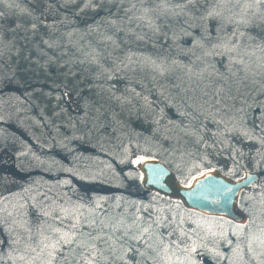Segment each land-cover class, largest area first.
I'll return each instance as SVG.
<instances>
[{"label":"rangeland","instance_id":"rangeland-1","mask_svg":"<svg viewBox=\"0 0 264 264\" xmlns=\"http://www.w3.org/2000/svg\"><path fill=\"white\" fill-rule=\"evenodd\" d=\"M113 1L119 13L132 5ZM50 2L0 0V264H125L129 247L139 249L131 264H190L193 246L195 264L264 261V3L251 0L254 26L232 37L228 17L244 0H196L221 13L202 36L187 44L144 30L111 68L83 37L59 43ZM230 37L233 60L205 55ZM150 158L184 184L207 170L256 171L238 199L247 223L144 188ZM77 222V242L53 247Z\"/></svg>","mask_w":264,"mask_h":264},{"label":"trees","instance_id":"trees-1","mask_svg":"<svg viewBox=\"0 0 264 264\" xmlns=\"http://www.w3.org/2000/svg\"><path fill=\"white\" fill-rule=\"evenodd\" d=\"M49 1L61 17L55 23L59 43L68 45L69 41L82 40L83 37L89 47L94 46L99 51L111 68L115 61H119L117 49L130 47L131 38L136 33H144V30L156 35L159 27L164 36L168 37L167 40L177 39L190 44L192 37L189 34L203 35L202 24L209 18L208 13L213 8L197 3L196 0L195 3H189L188 0H131L132 5L122 6L123 12L119 13L121 8L113 0H86L76 8L71 7L68 0ZM212 1L222 5L220 0ZM0 14L6 15L2 10ZM154 16L159 17L158 20ZM153 18L157 21L156 25L148 22V19ZM102 34H105L104 40H99L97 37ZM88 81H91L89 77ZM77 153L82 154L79 149L74 155Z\"/></svg>","mask_w":264,"mask_h":264},{"label":"water","instance_id":"water-1","mask_svg":"<svg viewBox=\"0 0 264 264\" xmlns=\"http://www.w3.org/2000/svg\"><path fill=\"white\" fill-rule=\"evenodd\" d=\"M141 184L148 190L163 193L181 202L186 209L209 217L227 218L238 224L247 223V214L238 206L245 189L258 182L259 175L245 171L244 176L232 179L219 170H207L184 184L161 159H145L139 165Z\"/></svg>","mask_w":264,"mask_h":264},{"label":"snow or ice","instance_id":"snow-or-ice-1","mask_svg":"<svg viewBox=\"0 0 264 264\" xmlns=\"http://www.w3.org/2000/svg\"><path fill=\"white\" fill-rule=\"evenodd\" d=\"M189 3H195V0H188ZM221 3H229L231 0H220ZM255 3H264V0H254ZM235 3L240 4L241 0H235ZM252 6L251 0H244V7L242 8V11L240 13H233L232 16L228 17V22L231 23L234 26V30L232 32V37H236L237 35L243 36L246 34V30L250 27L254 26L253 20L248 16V9ZM221 13L216 12L215 10L208 13V16L210 18L212 17H219ZM264 19V18H262ZM4 42V36L3 32L0 31V45H2ZM217 48H222L224 51L221 53H218L216 51ZM239 48V42L236 43L232 42V38L230 37L225 43L223 44H216L211 43L209 45V50L205 53L206 56H215V55H223L228 54L229 59L233 60L234 58L230 55L232 52H236ZM239 63H243V60L236 61ZM99 207V205H96ZM135 223V221H133ZM130 227V226H129ZM79 228V222L77 224H74L70 228V235L69 234H61L59 240L56 242V244L53 245V247H56L57 245L63 246V245H70L73 243H76V237L79 234L76 229ZM148 229L145 228L143 231H147ZM58 231V230H57ZM125 235H127V232H125ZM67 236V238H66ZM140 236H133L131 239L140 240ZM2 243V241H0ZM230 243V242H229ZM95 248V245L92 246ZM135 251L139 253V249H134L132 247H129L125 252V257H122V259H125V264H131V261L126 259L127 252ZM187 252V250H185ZM209 252H215V249H208ZM251 251V247H250ZM196 252V247L193 246L191 249V253ZM191 253L188 256L190 264H195V259L191 255ZM216 255H220L218 252H215ZM93 256H95V253H93ZM253 259H257L256 256H253ZM86 264H94V260H86ZM136 264H139V261L136 262ZM260 264H264V261H260Z\"/></svg>","mask_w":264,"mask_h":264}]
</instances>
